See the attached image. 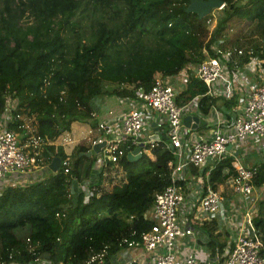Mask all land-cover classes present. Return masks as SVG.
I'll list each match as a JSON object with an SVG mask.
<instances>
[{
	"label": "trees",
	"instance_id": "16d2710c",
	"mask_svg": "<svg viewBox=\"0 0 264 264\" xmlns=\"http://www.w3.org/2000/svg\"><path fill=\"white\" fill-rule=\"evenodd\" d=\"M189 0H0V113L6 97L21 115L8 128L18 135L29 120L36 134L55 140L76 121L90 118L91 100L104 84L121 94L148 91L156 73L173 76L202 58L208 35L206 17L185 9ZM214 33L233 18L255 26L264 48V0H226ZM187 39V40H186ZM185 40V41H183ZM178 42H182L179 44ZM132 86V87H131ZM127 87V88H126ZM204 89L189 82L181 96L189 100ZM74 153L71 170L48 168L54 153L45 146L46 174L33 183L0 193V262L24 263L48 255L53 264L107 263L128 242L147 232L155 195L169 184L171 152L161 145L137 162L126 155L117 162L125 182L84 200L74 184L90 177L96 155ZM211 176L213 187L221 168ZM48 174V175H47ZM99 181V180H98ZM264 186V163L254 187ZM264 194V190H263ZM254 225L264 242V197L257 202ZM215 219L198 225L212 246L224 247ZM195 226V225H194ZM24 232V235L22 234Z\"/></svg>",
	"mask_w": 264,
	"mask_h": 264
},
{
	"label": "built area",
	"instance_id": "2783aa9c",
	"mask_svg": "<svg viewBox=\"0 0 264 264\" xmlns=\"http://www.w3.org/2000/svg\"><path fill=\"white\" fill-rule=\"evenodd\" d=\"M201 52L202 59L196 65L195 74L206 93L219 94L229 99L237 89L246 92L245 101L238 105L232 122L229 125L223 123L224 128L215 126L205 135L189 133L187 129H183L184 108L176 103L173 87L162 77H154V84L148 91L142 87L137 88L139 104L121 113L118 119L121 134L110 139H93L91 144L105 141V146L93 165L90 177L76 182L73 188L90 196L99 172L104 169L108 160L119 158L123 154V145L128 148L141 145L152 149L158 143H168L173 156L169 184L155 195L149 215L147 214L148 219L152 220L150 229L138 241L128 242L127 247H139L146 253L142 264H211L209 260H203L201 253L193 248L179 256L176 251L177 242L178 250L179 245L186 241H191L192 244L208 243V237L199 232L193 222L215 219L231 230L235 238L226 242L223 248L217 245L211 248L213 264H264V242L254 225L258 212L257 199L253 195L254 178L259 165L244 166L234 151L229 153L232 158L231 172L226 179L233 192V202L202 181H199L198 191L193 195H186L179 186V182L185 179L179 175L189 166L200 168L211 159L218 164L225 160L230 147L234 145L238 148L241 142L251 136L261 139L263 146L261 145L260 152L264 155V50L255 52L251 48H236L218 37L203 46ZM93 104L92 99L91 117H99ZM15 106V99L6 97L0 113V193L6 188L28 185L40 179L41 169L46 167L48 155L43 153V149L55 143L36 134L32 124L23 125L26 142L21 143L19 135L8 128L15 119L22 118L19 113H12ZM112 121L113 118H110L108 122L116 123L117 119ZM152 122L158 129L156 140L143 136L146 126ZM97 127L104 130L111 125L100 121ZM73 143L71 136L66 135L63 139L65 146ZM70 155L71 152H67L61 158L60 168L65 174L71 170ZM81 182L85 183L79 186ZM262 189L264 190V186ZM15 254L9 253L8 264H53L43 256L19 263L12 259ZM101 257L102 255L99 256L100 259ZM0 263L3 264V261Z\"/></svg>",
	"mask_w": 264,
	"mask_h": 264
},
{
	"label": "crops",
	"instance_id": "0c3cea01",
	"mask_svg": "<svg viewBox=\"0 0 264 264\" xmlns=\"http://www.w3.org/2000/svg\"><path fill=\"white\" fill-rule=\"evenodd\" d=\"M191 65H197V63H189L177 75L164 77L161 74L156 73L154 77H162L173 87L175 93V101H177L178 98L180 101L184 99L181 94L184 93L189 82L201 83L202 88L204 89V92L202 94H197L189 100H183L181 104H178L177 102L176 103L184 108L183 118L185 116H197L198 119L202 121V123L198 122L195 127H191L192 124L189 125V127H186L182 123L183 129H187L189 133H192L194 135H205L208 134L215 126L223 127V123L229 125L232 122L233 115L235 114L238 105H242L245 101L246 92H244L243 90V93L239 89H237L234 95L229 99H225L224 96L219 94L206 93V89L203 87L202 82L196 78V68L193 69L192 72L188 71ZM249 77L251 76L249 75ZM117 88L118 87H115L111 84H104L105 91L100 93L99 96H96L93 99L94 109L99 113V117L90 116V118H88V120L86 121L82 120L72 123L70 130L66 134H61L56 139L55 143L53 144L54 153L63 152L64 155L67 152H71L73 161L74 153L81 147H85L86 149H82L80 151V155L86 156V154L84 153L89 150V147L90 149L92 148L91 142L97 136L111 138L113 136H119L121 134V125L118 121V119H120L121 113L128 111L134 106H137L140 101L139 93L136 92L137 89H135L134 92L121 94L116 91ZM242 88L244 89V87ZM110 118H113L112 122H114L116 118L117 122H108L110 121ZM100 121L110 124L111 127L104 129V131L98 130L97 125ZM157 131L158 129L156 127V124L152 122L146 126L143 132V136L151 138L157 133ZM66 135L72 137L74 141L73 144L67 146L63 145V139H65ZM19 140L21 143H25L26 137L19 134ZM261 145L263 146V143L260 138L251 136L246 141L241 142L238 148H235L234 145L230 147L228 149V154L226 155L225 160H223L222 162L228 161L230 164L232 158L230 157L229 153L234 151L237 159L244 166L261 165L262 163H264V155H262V153L260 152ZM161 146L168 149L172 155V151L169 148L168 143L166 145L162 144ZM93 155H96V153L92 151L90 157ZM97 158L98 157L96 155L95 159L92 162V166L95 165ZM220 163L217 164L216 160L211 159L208 160L207 163H205L200 168L189 166L184 172L180 173L179 176H183L185 179L183 182H179V186L182 187L186 195H193L198 191L199 181H202L204 185L209 184L213 187L211 176L213 177L214 172H217L216 169ZM119 171L122 172L121 170ZM230 172L231 165L228 166L224 164V166L220 170V173H218L220 176V181L216 182V185L213 188L220 191L221 194L230 202H233V192L229 188L226 179L227 175ZM41 173L42 175L46 174V169L42 168ZM259 189L254 187L253 195L255 199H257L256 190ZM262 197H264V194L262 195ZM214 222L217 232L221 233L220 237L223 239L222 242L224 243V245L226 242L232 241L235 238V234L231 230L225 228L223 224H220L217 220H215ZM179 246L180 250H178L177 242L176 255L179 256L180 253H184L185 251L187 252L190 250V248H193L195 251L198 250L201 253L200 257L203 260H209L211 264H213L210 253V250L213 247L212 244L207 242L192 244L191 241H186ZM123 248L124 250L117 251L113 256H111L107 263L100 264H142L145 261L146 253H144L141 248L127 246Z\"/></svg>",
	"mask_w": 264,
	"mask_h": 264
},
{
	"label": "rangeland",
	"instance_id": "374dc122",
	"mask_svg": "<svg viewBox=\"0 0 264 264\" xmlns=\"http://www.w3.org/2000/svg\"><path fill=\"white\" fill-rule=\"evenodd\" d=\"M222 13L220 10H214L211 12L208 16H206L204 21V26L207 27L208 33L210 32V27L214 25L219 17H221ZM225 36V38L228 39V42L233 43L234 45L244 47V48H250L253 44L256 45H263V41L259 34L255 30V26L251 22H247L243 19L233 18L225 23V26L221 30L219 37ZM187 40V39H186ZM185 41V40H183ZM181 44L182 42H178ZM196 68V65H191L189 72H192L193 69ZM42 170V169H41ZM108 169L106 176L102 177V180L99 184V191H107L109 190L113 184H120L124 179V174L120 172L119 170H115L114 174H111ZM92 174V171L90 172V175ZM85 182H81L79 184L83 185ZM263 189L260 188L259 190H256V197L257 201L256 203L261 199L262 197ZM149 215V212H148ZM203 220H197L193 222V225L199 230V232L206 235V233L198 226L202 224ZM24 235V232H22ZM124 250L122 247L119 251ZM1 264V263H0Z\"/></svg>",
	"mask_w": 264,
	"mask_h": 264
},
{
	"label": "clouds",
	"instance_id": "9594fccd",
	"mask_svg": "<svg viewBox=\"0 0 264 264\" xmlns=\"http://www.w3.org/2000/svg\"><path fill=\"white\" fill-rule=\"evenodd\" d=\"M222 2L224 1L225 2V5H226V0H221ZM223 5V4H222ZM223 7H225V6H223ZM222 6L220 7V9H214V10H221L222 8H223ZM213 10V11H214ZM212 11V12H213ZM208 16V15H207ZM206 17V16H205ZM228 22V21H227ZM217 23V22H216ZM216 23L214 24V25H212L211 27H210V32L208 33V35H207V40H206V43H205V45H207L209 42H212L214 39H216V38H218L219 37V34H220V32H221V30L223 29V27L225 26H223L222 28H221V30L218 32V33H214V31H215V27H216ZM221 38H223L224 39V41H225V43H227V44H232L233 45V47H236V48H244V47H240V46H237V45H234L233 43H229L228 42V39L227 38H225V36H220ZM204 45V46H205ZM251 49H253L252 47H250ZM244 49H248V48H244ZM260 50H264V48H261ZM202 53V52H201ZM202 59V58H201ZM200 61V60H199ZM198 61V62H199ZM198 62H197V64H198ZM94 99V98H93ZM92 109V108H91ZM90 116H91V114H90ZM183 121V120H182ZM26 124H29V125H31L30 124V122H29V120L27 121V123ZM33 125V124H32ZM97 129H98V127H97ZM99 130V129H98ZM35 131V130H34ZM100 131H104V130H100ZM25 132V131H24ZM66 132H68V131H66ZM24 134V133H23ZM23 134H20V135H23ZM62 134V133H61ZM60 134V135H61ZM60 135H58V137L60 136ZM24 136V135H23ZM153 136H155V135H153ZM153 136L150 138V139H153V140H156L155 138H157L156 136H155V138H153ZM26 137V136H25ZM57 137V138H58ZM98 137H102V136H97L96 137V140L98 139ZM56 138V139H57ZM106 138V137H105ZM56 139L55 140H52L53 142L54 141H56ZM107 139H110V138H107ZM104 143H105V141H103ZM102 142V143H103ZM96 144H101V143H96ZM95 144V145H96ZM158 145H162V143H158ZM157 145V146H158ZM47 146H53V144L52 145H47ZM93 146H94V144H92V148H93ZM104 146H105V144H104ZM104 146H102V147H100V149H99V152L98 153H96V155H97V157H99L100 156V154H101V149L104 147ZM156 146V147H157ZM135 147H140V153L142 154V156H143V154L145 153L146 155H148L149 157H152V155H151V151H152V149H149L147 146H145V147H142L141 145H138V146H134V147H127V146H122V149H123V154L119 157V158H115V159H112V160H108L107 161V164H106V166L104 167V169H102L100 172H99V175H98V180H97V182L95 183V185L91 188V194H90V196H85V194L83 193V192H81L82 194H83V197H84V200H87V199H89L91 196H92V194H93V192H94V187L98 184V186H99V184H100V181L102 180V177H105L106 176V173H107V171H108V169L110 170L109 172L111 173V174H114V172H115V170L117 169V170H121L122 171V168L120 167V165L118 164V160L119 159H121L123 156H125L126 155V157H127V154H129V153H132V151H133V149L135 148ZM92 148L90 149V147H89V150L88 151H91V153H92ZM155 148V147H154ZM56 156V155H55ZM55 156H53V158L55 157ZM64 156V155H63ZM62 156V157H63ZM71 156V164H72V155H70ZM60 157V156H59ZM62 157H60V161H61V158ZM53 158H52V160H53ZM142 158V157H141ZM140 158V159H141ZM51 160V161H52ZM128 160V159H127ZM137 162V161H136ZM50 163V162H49ZM60 164H61V162H60ZM171 164H172V161H171ZM171 164H170V166H171ZM49 165V164H48ZM45 168V167H44ZM60 169V168H59ZM122 173L124 174V172L122 171ZM42 177V176H41ZM83 179H85V178H83ZM82 179V180H83ZM123 182H125V176H124V179H123V181L121 182V183H123ZM120 183V184H121ZM114 185H117V183L116 184H113L112 186H114ZM97 189V186L95 187V190ZM100 191H102V190H100ZM108 191V190H107ZM100 255H102V257H103V254H100ZM100 255H97L96 257H93L94 258V260L95 259H99V262H98V264H100V263H104L103 262V259H102V257H101V259L99 258V256ZM43 257H44V255H43ZM92 258V259H93ZM91 259V261H93Z\"/></svg>",
	"mask_w": 264,
	"mask_h": 264
},
{
	"label": "water",
	"instance_id": "95a60500",
	"mask_svg": "<svg viewBox=\"0 0 264 264\" xmlns=\"http://www.w3.org/2000/svg\"><path fill=\"white\" fill-rule=\"evenodd\" d=\"M223 2L221 0H189V3L185 9V12L187 13H195L199 18H203L207 15H209L214 9H220L222 6ZM202 123L200 119H198L197 116H185L183 118V125L186 127H195L197 123ZM155 138V136H153ZM104 142L101 144H96L93 146L92 151L94 153H98L100 147L104 146ZM87 157H90L92 154L91 151H87L86 153ZM142 157V154L140 153V147H135L132 151V153L127 154V159L130 162H136ZM60 157L55 156L53 160L49 163L48 168L52 172H56L60 168ZM44 258L49 259L50 257L48 255H44Z\"/></svg>",
	"mask_w": 264,
	"mask_h": 264
}]
</instances>
